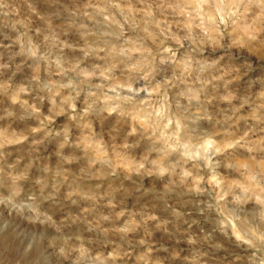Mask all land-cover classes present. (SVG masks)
Masks as SVG:
<instances>
[{
  "label": "clouds",
  "instance_id": "obj_1",
  "mask_svg": "<svg viewBox=\"0 0 264 264\" xmlns=\"http://www.w3.org/2000/svg\"><path fill=\"white\" fill-rule=\"evenodd\" d=\"M0 264H264V0H0Z\"/></svg>",
  "mask_w": 264,
  "mask_h": 264
}]
</instances>
